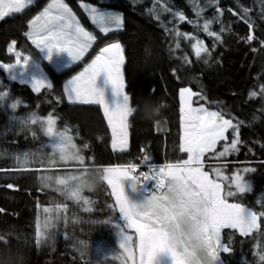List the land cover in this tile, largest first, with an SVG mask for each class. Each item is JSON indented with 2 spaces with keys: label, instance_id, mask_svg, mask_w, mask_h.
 Returning <instances> with one entry per match:
<instances>
[{
  "label": "trees",
  "instance_id": "trees-1",
  "mask_svg": "<svg viewBox=\"0 0 264 264\" xmlns=\"http://www.w3.org/2000/svg\"><path fill=\"white\" fill-rule=\"evenodd\" d=\"M81 23L98 42L83 62L58 72L40 58L39 50L25 33L27 22L48 4L37 0L20 14L0 19V62L11 63L14 55L8 46L15 41L16 51L34 55L43 62L51 80V90L34 93L30 85L12 81L0 69V85L7 86L12 99H20L17 109L10 108L12 99L0 101V264H117L110 254L116 252L117 216L109 205L114 203L105 179V167L111 164L140 162L147 154L152 162H175L187 158L179 151V90L188 87L203 99L193 97V103H203L210 110L222 111L233 123L242 122L238 134V152L229 153L219 161L205 159L209 164H224L227 176L237 170L251 182V188L241 197L229 202L242 203L257 212L264 211V15L260 0H65ZM117 10L123 17V26L104 36L93 25L80 3ZM167 3L172 13L163 12L159 5ZM222 9L216 17L215 8ZM203 9L201 15L197 10ZM248 16L240 19L243 9ZM231 10V11H229ZM187 18L176 22L175 13ZM236 13V14H234ZM160 16V20L156 16ZM250 18V20H249ZM204 19H214L210 30L220 39L209 37L203 31ZM253 23V41H247L248 24ZM193 21V23H188ZM181 33L203 40L209 55L196 57L191 47L195 40L177 37ZM223 29V31H222ZM119 41L124 47L126 92L136 109L129 119V149L113 151L111 130L98 105L71 103L63 93L64 83L105 44ZM179 43V48L176 47ZM184 57H187L185 62ZM207 61V62H205ZM4 88L0 87V91ZM150 90H154L150 94ZM256 92L255 97L249 95ZM59 97V99H57ZM166 107L162 117L151 121L147 112L158 102ZM37 116H56L57 125L49 136L39 122L28 120ZM67 130V131H66ZM65 133L70 144L60 149L52 136ZM232 139V130L226 133ZM89 146V147H88ZM146 149L145 153L140 148ZM222 143L217 144V151ZM71 153V154H69ZM74 156L72 160L61 157ZM20 163H17L16 158ZM244 168L255 169L243 173ZM98 179L94 190L73 191L82 182ZM13 184L9 189L7 184ZM50 209L45 212L44 209ZM50 218V219H49ZM40 221V243L36 245L35 230ZM47 225L54 227L46 228ZM264 232V217L258 220ZM55 237L54 251L45 233ZM230 230H223L225 238ZM253 236H256L254 239ZM264 235L249 237L233 234V252L223 255L226 264H260L255 255L256 245ZM85 248L84 254L74 250Z\"/></svg>",
  "mask_w": 264,
  "mask_h": 264
},
{
  "label": "snow or ice",
  "instance_id": "snow-or-ice-1",
  "mask_svg": "<svg viewBox=\"0 0 264 264\" xmlns=\"http://www.w3.org/2000/svg\"><path fill=\"white\" fill-rule=\"evenodd\" d=\"M260 2L261 13L264 15V0ZM33 3L34 0H0V18L20 14ZM81 7L88 12L92 23L101 33H109L123 26V17L119 12L103 11L89 4H81ZM159 7L163 12L172 13L166 2ZM202 11V8L197 10L196 15L199 17ZM249 11L243 9L244 14L240 19L244 20ZM215 12L214 19H218L222 9L217 6ZM174 15L176 22L187 19L182 12ZM156 19L159 21L160 16L157 15ZM214 19H204L203 31L209 37L219 40L220 34L210 30ZM249 20H245L249 28L246 39L253 41L256 39L253 35L254 25ZM27 25L25 35L44 60H51L56 52H67L72 61H81L97 40L96 35L81 26L64 0H49L42 11L28 20ZM172 31L177 37H192L191 33H181L176 28ZM192 39L195 40L191 47L196 57L209 55L203 40L195 37ZM260 42L264 44V40ZM14 44L15 41L9 44L8 52L14 53L15 60L11 63L0 62V69L8 74L10 80L30 85L34 93H41L42 89L51 90L53 85L48 79L29 73V67L37 64L38 60L15 51ZM179 46L177 43L176 47ZM184 59L187 62V57ZM124 63L121 44L107 43L63 86V93L70 102L99 106L111 130V149L120 152L129 149L131 117L128 105L130 96L126 92L122 71ZM101 73L106 75L105 86L111 88L114 97L112 103L106 99V87L97 85V77ZM0 87L4 88L0 91V101L12 99L7 86ZM153 92L150 90V94ZM261 92L264 93V85H261ZM249 95L255 97L257 93L250 92ZM194 96L203 99L190 88L179 90V151L186 153V159L157 165L151 163V158L144 154L139 164H111L106 169L110 196L114 198V203L109 207L114 213L118 212L111 220L116 222L120 236L119 249L112 255V259L119 260L121 264H157L161 255L169 258L170 264H226L223 255L233 252L234 233H239L241 237H249L254 233L257 236L264 235V232H258L261 227L258 220L264 217V211L257 212L242 203L229 202V198L235 200L248 190L245 176L240 170L226 176L222 171L226 161L219 166L208 165L214 175L203 170L205 159L219 161L229 153L239 151L238 134L242 122L233 123L232 119L225 118L222 111L210 110L203 103L194 107ZM21 103L20 99H12L10 108L15 110ZM28 120L43 125L49 136L54 133L57 125L56 116L52 113L47 116L31 113ZM229 129L232 130L230 143L226 137ZM67 139L71 140L72 137ZM218 143H222L219 151L216 150ZM140 152L145 153L146 149L141 147ZM16 161L20 163L18 157ZM141 165H145L147 171H138ZM254 170L244 168L243 173ZM125 181L129 182L128 187L132 191L144 192L145 195L138 201L132 200L126 192ZM148 181H152L151 187L144 188ZM6 187L12 189L14 185L9 183ZM258 203L264 207V203ZM44 211L50 212V209L45 208ZM5 212L4 208H0V214ZM39 229L38 219L36 245L40 243ZM225 229L230 230L226 238L223 234ZM256 247L258 250L255 255L260 264H264V241Z\"/></svg>",
  "mask_w": 264,
  "mask_h": 264
},
{
  "label": "rangeland",
  "instance_id": "rangeland-1",
  "mask_svg": "<svg viewBox=\"0 0 264 264\" xmlns=\"http://www.w3.org/2000/svg\"><path fill=\"white\" fill-rule=\"evenodd\" d=\"M37 0H34V2H36ZM64 2L66 3V1L64 0ZM67 4V3H66ZM81 4H89L93 7H97L99 8L100 10H103V11H111V12H118L117 10H113V9H108V8H101V7H98V6H95V5H92L90 3H86V2H81L80 3V7H81ZM69 6V5H68ZM70 7V6H69ZM71 8V7H70ZM72 9V8H71ZM81 9L86 13V15L89 17V14L88 12L81 7ZM73 13L75 14L77 20L80 22L81 26L86 30V31H89L91 32L90 30H88L80 21L79 17L77 16V14L74 12V10L72 9ZM120 13V12H119ZM121 14V13H120ZM10 16V15H9ZM8 17V16H7ZM5 18V17H4ZM2 19V18H0ZM90 19V18H89ZM91 20V19H90ZM92 22V21H91ZM94 25V24H93ZM96 27V29H98V27L96 25H94ZM99 30V29H98ZM118 29H114L112 31H110L109 33H102L104 36H107L109 34H111L112 32L114 31H117ZM94 34V33H93ZM95 35V34H94ZM98 42V38L96 41L93 42V46L92 48L89 49V51L87 53H85V56L82 57L81 61H72L71 60V57L68 55L67 52H56L53 54L51 60H44L47 64H49L50 66H52L56 71L58 72H61V71H64L72 66H74L75 64L77 63H81L84 61V59L87 57V55L92 51V49L95 47L96 43ZM113 42H119V41H113ZM120 43V42H119ZM121 44V43H120ZM122 46V49H123V53H124V47L123 45L121 44ZM15 51H16V45L14 44L13 45ZM23 53V52H21ZM12 55H14V53H10ZM23 54H26V53H23ZM29 55V54H28ZM31 57L37 59L34 55H30ZM124 57H125V53H124ZM14 60H15V55H14ZM38 60V59H37ZM86 63V62H85ZM38 65V66H37ZM122 71H123V66H122ZM29 73L32 74H36L38 76H42L46 79H48L50 82V78H49V75L47 73V70H46V67L44 66L43 62H39L37 61V64H33L29 67ZM124 73V72H123ZM105 78H106V75L104 73H101L98 77H97V85L100 86V87H106L105 86ZM69 80V79H68ZM125 88H126V83H125ZM188 88V87H187ZM106 99L108 100L109 103H112L113 100H114V97H113V94L111 92V88L110 86H107L106 87ZM73 103V102H72ZM76 103H79V102H76ZM128 105H129V108H133L132 105H131V100L129 99V102H128ZM193 106H197L193 103ZM130 114V113H129ZM61 136H63L64 138L61 139ZM67 137H69L67 134L65 133H58L57 135H53L52 138L55 142V144L57 145V147H59L60 149H65L66 147L69 146L70 144V140L67 139ZM129 145H130V138H129ZM126 151V150H125ZM71 154V153H69ZM74 156H71V155H66L63 157H61V159H64V160H72ZM215 165L213 166H219V164H216V163H213ZM108 167L105 168V170L107 169ZM204 171H207L209 172L210 175H214L211 171L210 168H207L206 167V162L204 161ZM141 171V170H140ZM222 171L224 172V174L226 175V172L224 170V167L222 169ZM227 176V175H226ZM106 179H107V173H106ZM128 181H125V185H126V190H127V194L129 195V197L134 200V201H138L141 199V197L143 195H140V193H137V192H134L132 191L129 187H128ZM246 183L248 185V189L251 188V182H249L248 180H246ZM131 193V194H130ZM115 241L117 242V247H115L114 249L118 250L119 249V243H120V236H119V233H117V235L115 236ZM115 253V252H114ZM110 254V258L112 259V255L114 254ZM113 260V259H112ZM119 261V260H118ZM120 262V261H119ZM117 264H121V263H117ZM157 264H170V261H169V258L161 255L160 258L158 259L157 261Z\"/></svg>",
  "mask_w": 264,
  "mask_h": 264
},
{
  "label": "clouds",
  "instance_id": "clouds-1",
  "mask_svg": "<svg viewBox=\"0 0 264 264\" xmlns=\"http://www.w3.org/2000/svg\"><path fill=\"white\" fill-rule=\"evenodd\" d=\"M166 107L165 103L163 101H158L146 114V118L151 121H155L159 118L162 117V112L163 109ZM136 109L131 108L130 109V116L135 114ZM173 183L174 182H170ZM98 184V179L93 177L90 179L88 182H82L76 189H73V191H79L80 189H89V190H94V188ZM54 227V225H47L46 228ZM45 238L47 241L50 242V247L54 251V245H55V237L50 234V232L46 231L45 233ZM74 250H76L79 254L83 255L84 251L86 250L85 248H76L75 245H73Z\"/></svg>",
  "mask_w": 264,
  "mask_h": 264
},
{
  "label": "built area",
  "instance_id": "built-area-1",
  "mask_svg": "<svg viewBox=\"0 0 264 264\" xmlns=\"http://www.w3.org/2000/svg\"><path fill=\"white\" fill-rule=\"evenodd\" d=\"M152 163V162H151ZM166 163V162H165ZM139 164V163H138ZM153 164H163V163H153ZM138 170H141V171H147V167L145 165H141L140 168ZM151 184H152V181H148L143 187L144 188H150L151 187ZM143 195H145L144 192H141Z\"/></svg>",
  "mask_w": 264,
  "mask_h": 264
},
{
  "label": "crops",
  "instance_id": "crops-1",
  "mask_svg": "<svg viewBox=\"0 0 264 264\" xmlns=\"http://www.w3.org/2000/svg\"><path fill=\"white\" fill-rule=\"evenodd\" d=\"M72 103V102H71ZM73 103H76V102H73ZM77 104H81V103H77ZM105 179H106V170H105ZM106 181L108 182V180L106 179ZM126 186V185H125ZM126 192H127V190H126ZM128 193V192H127ZM131 194V193H130ZM140 195H142L141 193H140Z\"/></svg>",
  "mask_w": 264,
  "mask_h": 264
}]
</instances>
